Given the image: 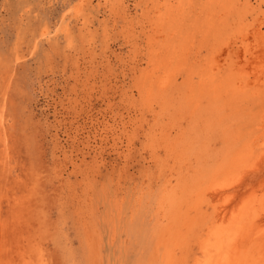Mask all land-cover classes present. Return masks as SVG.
<instances>
[{
  "label": "rangeland",
  "instance_id": "obj_1",
  "mask_svg": "<svg viewBox=\"0 0 264 264\" xmlns=\"http://www.w3.org/2000/svg\"><path fill=\"white\" fill-rule=\"evenodd\" d=\"M259 30L264 0H0V242L31 264H216L229 226L264 264Z\"/></svg>",
  "mask_w": 264,
  "mask_h": 264
},
{
  "label": "bare ground",
  "instance_id": "obj_2",
  "mask_svg": "<svg viewBox=\"0 0 264 264\" xmlns=\"http://www.w3.org/2000/svg\"><path fill=\"white\" fill-rule=\"evenodd\" d=\"M261 28V27H260ZM259 28V29H260ZM256 29V28H255ZM258 31V30H257ZM261 32L262 31H260L259 30V32L257 33L258 34V36H257V39L259 40L258 41V43L260 44V46L263 48V52H264V35H261ZM253 33V32H252ZM254 35H255V33H254ZM255 37V36H254ZM255 40V39H254ZM253 40V41H254ZM259 49V48H258ZM260 52H261V50H260ZM251 54V53H250ZM255 54V53H254ZM253 54V55H254ZM262 55V54H261ZM263 58H264V56H263ZM241 63V62H240ZM250 63V62H249ZM218 68H220V67H218ZM264 69V68H263ZM259 71V70H258ZM258 71H256V73L258 72ZM261 72H262V70H261ZM255 73V74H256ZM255 74H253V75H255ZM257 74H259V73H257ZM256 76V75H255ZM254 76V77H255ZM258 77V76H257ZM259 77H261V74H260V76ZM253 79V78H252ZM258 79V78H257ZM253 82H254V79L252 80ZM258 82V81H257ZM251 84H252V82H251ZM254 84H255V82H254ZM165 84H163V86H164ZM247 86H248V84H247ZM1 126V125H0ZM4 153H5V150L3 151ZM5 155H7V154H5ZM2 157V153L0 152V158ZM3 159H4V157H3ZM8 159V158H7ZM7 162V161H6ZM3 163H5V161L3 162ZM3 163H1L0 162V164H3ZM9 164V161H8V163L6 164V165H8ZM10 165V164H9ZM8 165V166H9ZM4 166L5 165H2V169H0V180H2V181H4V184L6 183V178H7V174H5V168H4ZM263 166H264V163H263ZM6 168H8V167H6ZM252 169V168H251ZM264 172V167H262V166H258V168H256L254 171H251L250 173L248 172V174H247V178H249V177H252V175H254L255 177L256 176H260V174H262ZM9 176V175H8ZM10 176H12V175H10ZM12 178H14V177H12ZM247 178H245L246 180H247ZM14 179H16V178H14ZM12 180V179H11ZM18 180V179H17ZM1 181V182H2ZM14 182V181H13ZM16 182V181H15ZM238 182V181H237ZM19 183V182H18ZM242 183V182H241ZM244 183V182H243ZM7 184V183H6ZM240 184V183H239ZM228 185V184H227ZM233 185H235L234 183H233ZM237 185V184H236ZM235 185V186H236ZM226 187V186H225ZM241 188V187H240ZM218 189V188H217ZM216 189V190H217ZM221 189V188H220ZM215 190V189H214ZM239 190V189H238ZM223 191V190H222ZM222 191H220V193L222 192ZM212 192V191H211ZM217 192V191H216ZM218 194H219V191H218ZM218 194L216 193V196L218 197ZM223 194V193H222ZM234 196V195H233ZM217 197H215L216 199H217ZM219 197H220V194H219ZM264 197V196H263ZM232 198V197H231ZM234 198V197H233ZM219 199V198H218ZM260 198H258V202L260 201L259 200ZM227 200H229V197L227 198ZM263 200V199H262ZM231 201V200H230ZM230 201H227V202H230ZM255 202H257L256 200H254ZM227 202H224L225 204L227 203ZM257 202V203H258ZM264 202V201H263ZM230 203H232V202H230ZM252 202L250 201V204H251ZM261 203V202H260ZM9 205H11V203H8ZM256 204V203H255ZM227 205V204H226ZM226 205H224V207H221L218 211H219V213H218V215H217V218H218V220L220 221L222 218L224 219H226L227 217V215H228V213H229V211L227 210L228 209V205L226 206ZM12 206V205H11ZM10 206V207H11ZM256 206V205H255ZM219 208V207H218ZM244 208H245V206H244ZM244 208H243V210H244ZM12 209V208H11ZM232 209H230V211H231ZM242 210V213L238 216V217H235V216H232L231 218H229V221L230 222H228V225H231V227L233 226L234 228H235V226H237V233H238V231H243V227H244V224L246 223V221H250V220H252V219H254L253 218V216L255 215V213H256V210L254 209V207L253 206H251V208H249V207H247V211L245 210V211H243ZM217 211V212H218ZM232 212V214H233V212H234V210H232L231 211ZM12 213V212H11ZM240 213V212H239ZM237 214V213H236ZM263 215V214H262ZM1 217V216H0ZM229 217H230V215H229ZM8 219V218H7ZM222 219V220H223ZM227 220H228V218H227ZM7 221V220H6ZM224 221V220H223ZM8 223V222H7ZM4 224V223H3ZM9 224V223H8ZM7 224V225H8ZM3 227V226H2ZM1 227V228H2ZM6 228H7V226H5ZM5 227H4V229L3 230H5ZM12 228V227H11ZM1 230V229H0ZM7 231H8V229H6ZM229 230V226L226 228V232H225V237H224V239L222 238L221 240V243L220 244H218V247H219V250L216 252V254L220 251V258H219V260L217 261V263L216 264H242L243 262V259H244V256L242 255V254H244V251H245V249L243 250V253H242V251H241V248L240 247H242L243 245H240V244H235V242H236V240L235 239H233V237L230 239V236L228 235L227 236V234L226 233H228L227 231ZM257 230V229H256ZM255 230V231H256ZM261 230V229H260ZM260 230L258 229L256 232H258V234H260ZM256 232L253 234V235H256ZM261 232H262V230H261ZM8 233V232H7ZM18 233V232H17ZM221 234V233H220ZM257 234V235H258ZM16 235L17 234H15V236H13V237H16ZM217 235V234H216ZM235 235H236V232H235ZM256 235V236H257ZM3 236V235H2ZM221 236V235H220ZM262 237H260V236H258V237H260V239L259 240H261L260 242H262L263 244H264V239H263V234L261 235ZM6 237V236H5ZM9 237V236H8ZM217 237H218V235H217ZM2 238H4V237H2ZM17 238V237H16ZM263 239V240H262ZM8 240V239H7ZM7 240H3L5 243H6V245H8V246H6L5 244H3L2 242H0L1 244H0V246L3 244V245H5V247H7L6 249H2L1 251H0V264H31V263H29V262H32V260L31 261H29V260H27L26 261V259H25V253H23L22 252V250L19 248V247H17L16 245H17V240L15 239V238H13V239H11L13 242H11L10 240H8L9 241V243H7L8 241ZM7 241V242H6ZM225 241H227V251H225V249H224V247L222 246V243L223 242H225ZM15 243V244H14ZM14 246H13V245ZM3 245L0 247V249L3 247ZM215 254V255H216ZM219 256V255H218ZM217 257V256H216ZM214 260H216V259H214ZM210 261V260H209ZM37 262V261H36ZM206 262V261H205ZM37 264V263H36ZM38 264H41V263H38ZM206 264V263H205ZM212 264V263H211Z\"/></svg>",
  "mask_w": 264,
  "mask_h": 264
}]
</instances>
